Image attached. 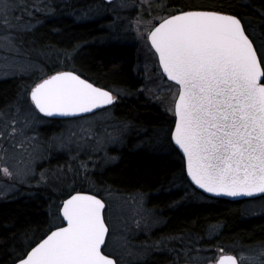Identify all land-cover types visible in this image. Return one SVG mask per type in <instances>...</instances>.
I'll return each mask as SVG.
<instances>
[{
  "label": "snow or ice",
  "instance_id": "6c2138e0",
  "mask_svg": "<svg viewBox=\"0 0 264 264\" xmlns=\"http://www.w3.org/2000/svg\"><path fill=\"white\" fill-rule=\"evenodd\" d=\"M155 3L162 9L168 7L160 0ZM140 4L152 8L153 0H140ZM118 6L128 7L129 0H120ZM111 7L113 0H106L95 11L99 14ZM55 11L50 0H0V53L5 54V60H13L6 66L14 69L11 74H34L40 67L20 57L34 50V40L29 37L43 23L41 17ZM136 24L137 38L158 60L161 81L166 77L171 82L169 90L175 89L170 103L159 92L154 98L174 117L170 122L173 127L166 133L168 147L182 154L187 178L215 196H259L264 201V36L255 35L238 14L215 5H188L161 16L158 25L143 31L139 27L141 18ZM116 100L111 90L96 86L75 71L53 70L43 75L27 92L18 95L13 106L0 112V141H11L13 149H23L19 155H28L23 167L10 168L5 163L0 165V172L14 184L28 183L36 176V163L42 157L30 143L28 132L38 122L37 113L44 117H80L89 124L88 135L77 141L73 160L80 152L88 151L103 152L106 163L116 159L108 155L107 148L123 143L129 125L122 123L113 132L105 129L103 134L92 131L97 117H110V106ZM90 139L95 143L89 145ZM58 146H67L64 138ZM2 150L9 153L7 148ZM15 156L13 153L9 159ZM88 160L80 161L77 169L71 164L67 172L58 169L55 184L49 182L52 178L47 170L40 172L38 185L70 191L58 207L56 219L60 222L54 230L50 228L40 240L26 243L14 264H120L110 251L115 231L108 222L107 202L71 187L77 177L88 180ZM136 224L139 227L140 221ZM171 240L184 246V264H264V242L253 250L254 254L239 257L223 248H218V256H201L200 250L184 245L182 237H167L154 246ZM119 247L127 248L125 239L121 238ZM172 251L180 257L178 249L173 247ZM193 251L194 256L190 254Z\"/></svg>",
  "mask_w": 264,
  "mask_h": 264
},
{
  "label": "trees",
  "instance_id": "16d2710c",
  "mask_svg": "<svg viewBox=\"0 0 264 264\" xmlns=\"http://www.w3.org/2000/svg\"><path fill=\"white\" fill-rule=\"evenodd\" d=\"M50 2L56 11L53 15L41 17L43 23L29 37L34 40V50L26 55L42 66L43 72L37 70L34 74L1 78L0 112L13 106L20 93L27 92L43 74H52L53 70H72L96 86L113 93L119 92V101L110 107L112 119L120 125L127 123L129 127L123 144L109 151L118 160L97 169L94 163L89 164L88 180L78 177L81 184L76 182L78 185L74 188L91 192L87 185L94 184L99 189L147 195L148 206L160 212L164 224L143 237L150 246L167 237H182L189 246L200 244L198 246L207 254L215 253L218 248L235 254L238 246L248 247L264 242V215L245 217L242 214L243 201L209 198L188 181L181 155L168 147L166 133L173 127L170 122L174 117L160 114L157 105L150 103L143 94V84L135 74L136 50L133 45L129 47L121 40V30L124 29L121 19L112 14L95 15V8L105 3L104 0ZM164 2L168 7L161 11L163 14L186 9L188 5L221 6L225 11L238 14L256 34L264 36V0ZM49 122L51 125L42 129L44 137H50L52 129L65 121ZM69 164V157L59 153L40 166L55 172L57 168L67 171ZM77 166L78 162L74 169ZM179 179L191 192L189 198L201 196L204 201H184L188 197L184 195V189L178 187ZM33 192L0 201V264H14L26 243L40 240L50 228L54 230V211L57 212L59 204L69 193H58L43 185L33 189ZM218 226L222 228L219 234L209 237V230ZM176 243L173 242L174 245ZM166 261L155 254L138 264H166Z\"/></svg>",
  "mask_w": 264,
  "mask_h": 264
},
{
  "label": "rangeland",
  "instance_id": "374dc122",
  "mask_svg": "<svg viewBox=\"0 0 264 264\" xmlns=\"http://www.w3.org/2000/svg\"><path fill=\"white\" fill-rule=\"evenodd\" d=\"M104 2L106 3V0H104ZM160 2L162 4H165L164 0H160ZM119 3L120 0H113V7L102 10L100 13L112 14L119 20L121 19L120 21L123 22L124 28L123 30H121V40L127 42L129 47L133 45L136 50L134 61L135 74L140 78L143 84V94L150 101V103L157 105L160 114H165L167 117H172L170 112L165 111V107L161 104V101L159 99H155L154 96L157 92H159L160 97L166 103H170L175 89L173 88L169 90L168 84H170V82H167L165 78H163V82L161 81L159 75L161 70L158 68L157 58H155L149 48L145 46L144 42L137 38L136 34V21L138 18H141V24L139 25V27L141 31H143L149 26L157 25L160 21L161 16L169 15V13L163 14V12H161L163 9L155 3V0H153L152 8H148L147 5L141 7L140 0H129V6L126 8L119 7ZM95 15L99 16V14L96 13ZM256 33L257 32L255 31V35L259 37V35ZM4 55L5 54L0 53V79L9 75H15L11 74L14 69H12L11 67H6L8 65H11L13 63V60H5ZM20 59L23 60L30 58L27 56H21ZM35 64L38 65V63ZM40 68H42V66L38 67L35 71L40 70ZM5 72L9 74L5 75ZM40 73L42 72L40 71ZM16 74L28 75L30 73ZM148 89H151L152 91L150 92L148 91ZM118 93L119 92L114 91V95H116L118 99L117 101H119L120 95H117ZM7 110L8 109L2 112H6ZM14 110L15 109L13 108V111ZM37 117L38 122H34L28 132L29 137H32L30 143L35 146L40 157H42L36 163V176L34 178H31L28 183L14 184L13 180L3 176L2 172H0V201L10 197H14L18 194H33V189L40 187V185H38L37 183V181L39 180V174L41 171L45 170V167H41L40 165L59 153L65 154L69 157L70 164L73 168L76 166L77 162L79 165V162L82 161L80 157L84 160H88V155H92V160H88V164L91 165V163H94V168L96 169L102 168L103 165L113 164L118 160V157L116 155L113 156L109 153V151L110 149L115 147L119 148L121 144L108 146V155L111 157H115L116 159L110 160L107 163L103 159V152L95 154L91 153L90 151H88L87 154H85V152H80L78 159L73 160L72 157L77 155V141L79 140V137L88 135V132L86 130L89 129V124L81 118L69 121L64 120L65 122H63V124H60L59 127H57L55 130L52 129V134L51 136L49 135L50 137H44L42 129L45 126L47 127L51 125V123L49 122L50 119L46 120L47 118L45 119V117L39 113H37ZM120 126L122 125L117 124L115 121H113L111 110L110 117L101 116L96 118V123L92 126V131L94 134H103L105 132V129H107L108 132H113L115 127ZM126 133L127 131L124 133L123 139ZM60 138H64L67 145L62 149L58 146ZM69 138H71V143H68ZM88 143L89 145L94 144L95 140L90 139ZM4 148H7L9 150V153L7 155L2 150ZM29 151H31V149H29ZM22 152L23 149H20L18 147L16 149H13L11 141H0V157L4 158L3 160H0V165L7 163L10 168L13 165L17 167H23L24 163L28 160V155L27 153H24L23 156L19 155ZM13 153L16 154L15 159H9V156ZM58 169L61 168H57L55 172H49L47 170V175L52 178L49 182L52 184L57 183L55 176L59 174ZM79 178L77 177L75 179V183L72 184L71 187H75L76 185H78V183L81 184V182H78ZM68 179L69 181L72 180L71 173L68 174ZM13 184L14 187L12 188L6 187V185ZM177 185L181 189H184V195L188 197L191 192L188 190V187L183 182V180L181 183L179 179ZM87 187H89L88 189L91 190V192L100 194V196L108 204V211L110 212L108 222L115 231L114 246L112 249H110V251H112L116 255L117 259L120 260V264H138L141 262H146L149 257H152L155 254L162 256L165 260L167 259L166 264H184V246H182L178 240L168 241L167 244H159V247L154 246L157 244V242H153L151 246L145 243L147 241L144 242L145 238L143 237L150 235L164 225L162 220L163 218L160 215V212H157L148 206L147 195L138 192L126 194L122 192L119 193L116 191H112L106 188L99 189L95 187L94 184H88ZM69 191V188H65L64 191L56 192L62 193ZM191 200H197L199 202L204 201L201 196H197L196 198L188 197L187 199H184V201L186 202H190ZM243 203L244 205H242V214L245 217H258L264 215V201H262L261 198L243 201ZM57 216L58 210L57 212L54 211V224H58L60 222L58 219H56ZM136 221H140L139 227H137ZM221 230L222 228L220 226L213 227L209 230L207 235L209 237H214L218 235ZM141 237L143 238V240H140ZM121 238L125 239L127 242L126 249L119 247V241L121 240ZM174 241L177 242L176 245L173 244ZM184 242V245H186L188 248L193 250H200L201 256L214 257L219 255L218 249L215 250L216 252L213 254H207V252L202 247L198 246L200 244L189 246L187 245L188 241ZM260 245L261 244H257L248 247L238 246L236 248L237 252L235 253V255H237L238 257L241 255H252L254 254L253 250L258 249ZM173 247L180 251L181 255L179 258L177 257L176 252L172 251ZM190 254L194 256L196 253L195 251H193Z\"/></svg>",
  "mask_w": 264,
  "mask_h": 264
},
{
  "label": "water",
  "instance_id": "95a60500",
  "mask_svg": "<svg viewBox=\"0 0 264 264\" xmlns=\"http://www.w3.org/2000/svg\"><path fill=\"white\" fill-rule=\"evenodd\" d=\"M158 25V24H157ZM83 78V77H82ZM166 79V77H164ZM171 83V82H170ZM106 89V88H104ZM108 90V89H106ZM114 94V93H113ZM117 102V100H116ZM115 102V103H116ZM114 103V104H115ZM113 106V105H112ZM111 107V106H110ZM43 116V114H41ZM90 115V114H89ZM47 119H50V120H58V121H61V120H72V119H79L80 117H57V116H54V117H45ZM178 151V150H177ZM179 152V151H178ZM182 157V154L179 153ZM184 170H185V175H186V166H185V162H184ZM187 177V175H186ZM188 181L190 182V184L199 192L203 193L205 196L209 197V198H213V199H223V200H227V201H232V202H240V201H247V200H254V199H258L260 198L259 196H255V197H236V198H233V197H225V196H215L213 194H210V193H206L204 192L202 189H199L197 186H195L194 184L191 183L190 179L187 178ZM83 192H87V193H90V194H96L94 192H89V191H83ZM98 197L102 198L101 196H99L98 194H96ZM228 254H232V253H228Z\"/></svg>",
  "mask_w": 264,
  "mask_h": 264
}]
</instances>
